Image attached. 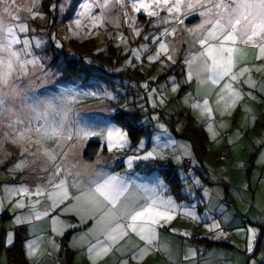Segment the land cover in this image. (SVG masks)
<instances>
[{"label": "rangeland", "instance_id": "374dc122", "mask_svg": "<svg viewBox=\"0 0 264 264\" xmlns=\"http://www.w3.org/2000/svg\"><path fill=\"white\" fill-rule=\"evenodd\" d=\"M194 19L199 23H188ZM88 40L96 47L82 57ZM255 46L264 51V0H0V232L6 245L0 264H15L8 262L7 248L15 245L16 228L50 217V209L71 193L68 185L80 165L93 162L84 159L90 141L101 143L95 162L118 170L125 164L129 176L136 167L157 176L171 161L182 195L195 194L207 175L247 185L254 155L237 147L240 157L231 166L222 150L229 147L233 156L237 128L246 136L249 120L237 126L228 113L223 135L210 123L203 161L208 172L195 159L186 164L190 170L184 168L176 151L190 144L174 135L170 123L175 119L181 132L186 120L179 113L193 105L192 115L201 117L196 111L204 93L197 85L201 77L208 71L219 84L233 69L229 57ZM174 65H184V76ZM231 77L215 96L224 110L233 109L226 104L236 97ZM192 81L195 97L186 91ZM121 111L142 115L138 125L146 134L135 147L115 122ZM150 161L157 164L149 166ZM231 194L241 196L235 187Z\"/></svg>", "mask_w": 264, "mask_h": 264}, {"label": "crops", "instance_id": "0c3cea01", "mask_svg": "<svg viewBox=\"0 0 264 264\" xmlns=\"http://www.w3.org/2000/svg\"><path fill=\"white\" fill-rule=\"evenodd\" d=\"M196 20L193 24L199 23ZM246 37L247 33L238 42H244ZM253 48L235 52L233 57L222 54L235 60L232 71L219 84L207 71L201 83H197L204 90L199 97L200 104L196 105L201 117L192 115L194 105L188 111L197 125L204 128L208 142L210 123L215 122L223 135V127L230 125L228 113L234 114L237 126L249 120L246 136L243 128H237L238 140L234 142L235 150L232 149L234 160L227 163L232 166L236 162L237 147L247 157L254 155L246 175L247 185H237L233 180L230 184L211 181L207 175L205 184L198 186L195 194L182 195L181 183L180 190L174 193L164 177L163 172L175 170L171 161L168 168L160 167L157 176L149 169L141 171L138 167L137 172L131 169L136 174L129 176L125 173V164L122 165L125 169L118 170L116 165L95 162L100 150L92 163L80 165L78 177L68 185L71 193L50 209V217L37 218L16 228V240H22L29 263L264 264V169L253 182L254 173L264 167V140L261 141L264 125L259 127L260 120H264V51L258 50V46ZM230 76L236 97L226 104H233V109L224 110L215 96L226 88ZM192 83L186 91L196 95L195 82ZM243 140L250 143L246 141L245 145ZM179 153L186 170L191 166L186 167L185 161L199 162L191 144L190 149L176 151ZM199 163L208 172L204 162ZM156 164L148 163L149 166ZM173 175L180 182L178 175ZM232 187L241 196H232ZM4 217L13 219L8 214ZM195 235L196 242L192 243L190 239ZM8 262L12 260L8 258Z\"/></svg>", "mask_w": 264, "mask_h": 264}, {"label": "trees", "instance_id": "16d2710c", "mask_svg": "<svg viewBox=\"0 0 264 264\" xmlns=\"http://www.w3.org/2000/svg\"><path fill=\"white\" fill-rule=\"evenodd\" d=\"M197 20H191L188 23L193 24ZM78 45V44H76ZM85 46V47H84ZM96 45L94 40H88L84 43L81 47V56L84 57L86 55H91L92 51L95 49ZM57 66V63L55 64ZM171 68H175L176 73L178 76L182 77L185 74V67L184 65H174ZM79 70L81 68H78ZM184 90V89H183ZM142 117L139 113H128L126 111H121L115 116V122L120 125L124 130L129 133L131 138L132 144L135 147L138 141L141 139L143 135L146 134V128L138 125L139 119ZM179 117H182L186 120L184 127L181 132H177L175 130V119H172L170 125L172 132L174 135L179 139L187 140L193 149V152L198 158L199 162H203L206 155H207V143H208V136L202 126H198L196 123L195 118L190 113L180 112ZM101 150V143L99 141H90L86 147L84 153V159L88 161H93L99 151ZM164 177L167 179L169 184L172 186V191L174 193L178 192V186L180 187V182L175 178L173 172L166 171L163 172ZM4 237V232H0V249L3 251L5 249L4 244L2 243V239ZM68 235L65 237V239ZM64 239V240H65ZM8 258L12 260L15 264H31L27 260L25 248L23 246V242L21 239L16 240L15 245L11 248H7Z\"/></svg>", "mask_w": 264, "mask_h": 264}, {"label": "built area", "instance_id": "2783aa9c", "mask_svg": "<svg viewBox=\"0 0 264 264\" xmlns=\"http://www.w3.org/2000/svg\"><path fill=\"white\" fill-rule=\"evenodd\" d=\"M222 156H223V159L227 162V163H230L231 160H232V154H231V151L229 148H225L222 152ZM185 163H189V161H185ZM190 241L192 243H195L196 242V235L191 237Z\"/></svg>", "mask_w": 264, "mask_h": 264}]
</instances>
